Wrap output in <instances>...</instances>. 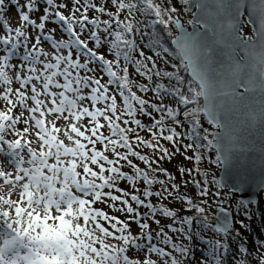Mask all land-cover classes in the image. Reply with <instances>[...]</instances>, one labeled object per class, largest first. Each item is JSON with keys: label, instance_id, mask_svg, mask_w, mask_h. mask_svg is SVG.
Masks as SVG:
<instances>
[{"label": "snow or ice", "instance_id": "1", "mask_svg": "<svg viewBox=\"0 0 264 264\" xmlns=\"http://www.w3.org/2000/svg\"><path fill=\"white\" fill-rule=\"evenodd\" d=\"M193 7L190 32L181 15ZM245 8L255 13V38L242 37ZM0 32V264H264V241L255 260L244 243L233 247V235L242 239L236 223L249 227L246 201L209 218L210 202L234 199L243 186L222 196L226 184L196 179L207 153L215 150L214 164L228 162L242 133L264 123V0H0ZM129 66L148 83L131 79ZM181 147L193 167L179 166L180 184L170 183L161 165ZM189 184L196 197L180 192ZM169 199L193 215L159 203ZM197 237L207 245L199 260Z\"/></svg>", "mask_w": 264, "mask_h": 264}, {"label": "water", "instance_id": "2", "mask_svg": "<svg viewBox=\"0 0 264 264\" xmlns=\"http://www.w3.org/2000/svg\"><path fill=\"white\" fill-rule=\"evenodd\" d=\"M194 11H196L195 7L189 13L192 14ZM250 15L255 18V13L245 8L243 16L241 17L242 23L240 25V31L242 37L255 38L258 24L253 25L252 23H248ZM246 25L252 28L253 35L244 34ZM185 27L188 31H192V25L185 24ZM171 45L175 48V45L172 43ZM241 55L242 50L237 48L236 58L239 59ZM188 76L190 77L189 73ZM242 134L243 140L239 145L240 150L234 151L228 162L221 165L218 180L227 185L223 189H231L233 186L242 185L244 191L237 192L235 198L239 201H246L247 205H252L257 204L261 194L264 193V123L257 120ZM234 199L230 197L228 206H226L225 200H221L214 211L213 218L221 219L224 209L233 208L232 203ZM228 215L231 219H234L233 213L228 212ZM229 227L231 229V223Z\"/></svg>", "mask_w": 264, "mask_h": 264}, {"label": "trees", "instance_id": "3", "mask_svg": "<svg viewBox=\"0 0 264 264\" xmlns=\"http://www.w3.org/2000/svg\"><path fill=\"white\" fill-rule=\"evenodd\" d=\"M182 6V0H177V7H181ZM184 14L181 15V17L184 19L183 21L185 22V24H188V21L190 20L189 19V14L188 12H183ZM92 15V13L90 14V16ZM105 19L107 17H104ZM249 30L251 32L252 29L249 28ZM174 32H175V29H174ZM245 32V31H244ZM165 43H166V46L170 47V48H173V46L171 45V40L170 39H166L165 40ZM174 49V48H173ZM149 52H151L150 50H148ZM108 58H111L110 55H108ZM173 63H178V61L176 60H173L172 61ZM170 70V69H169ZM129 73H130V78L131 79H134L137 83H148L146 80H144L143 77L139 76L138 74L135 73V69L132 67V66H129ZM181 75H183L185 77V80L187 81L188 79H190V77L188 76V73L186 72H181ZM166 85L168 84V81L165 80L163 81ZM174 83V82H173ZM134 91H137V94L138 95H144V98H146V95L150 94L151 97L153 98V100H155V97L153 96L152 93H148V94H143V93H140L137 89L133 88ZM172 100V105L171 106H175V101L174 99H171ZM120 101V99H119ZM158 102V101H157ZM202 100H201V104H202ZM201 121L204 125V127H212L211 125H209L206 121V118L205 117H201ZM145 124H150L151 121L149 119L143 121ZM141 135L144 136L145 138H148V134L145 133V132H141ZM165 146L166 147H169L170 144L165 142ZM139 150V149H138ZM148 150V149H147ZM214 153V158L213 160L215 159V156H216V153L215 151L213 150L212 151ZM212 164L214 166V168L220 172V167L221 165H217V164H214L213 161H212ZM218 176H219V173H218ZM218 176L217 178L215 177V179L218 180ZM215 187H219V185H215ZM143 190V189H142ZM140 190V191H142ZM153 190V188H152ZM224 190V191H223ZM107 191V189H106ZM229 191V189H221V192L223 193V195L225 193H227ZM197 193H198V189L196 190V192H194L193 195L189 194L190 196L192 197H196L197 196ZM116 194H119V193H116ZM143 198V197H142ZM156 197H152V203L153 204H157L158 201H156L155 199ZM225 200V199H224ZM227 202H226V205L229 203L230 201V197L227 196L226 198ZM237 201H239L238 199H234L233 200V203H232V206L233 208L235 207H238V204H237ZM110 202V201H109ZM160 204H163L164 206H167L169 207L170 204H168V201L167 200H164V201H160L159 202ZM99 204V202L97 203ZM96 204V205H97ZM103 204V203H101ZM212 204L215 206L218 204V202L216 200H214L212 202ZM135 207V205H133ZM210 206V205H209ZM248 206V210L252 213V216L250 219H245V223H247L249 225V227L247 229H243V228H240V225L239 223H236L235 227L237 229H239V234L238 235H241L242 236V239L241 240H238V236L237 235H233L231 237V240L233 242V247H235V243L236 242H242L246 245V247L248 248L249 252H251L253 254V260L257 259L258 257L255 255L256 253V249H257V244H256V241L258 240H261V241H264V193L261 194L260 196V200L257 204H252V205H247ZM171 209H175L176 211L182 213L183 215H193V212H184L182 207L181 208H177L176 205H170ZM216 208V207H215ZM141 212H146L147 209L146 208H141L140 209ZM109 213H113L114 215L116 216H119V218L121 220H124L125 218L124 217H121L119 215L118 212H115V211H112L110 210ZM234 214V213H233ZM210 218V217H209ZM234 218L235 220H239V219H242L243 217L241 216H238L236 214H234ZM211 220V219H210ZM168 223H171V220L168 218H163V221H162V225H166ZM193 228L195 229V224L193 225ZM168 229L165 228V231H167ZM175 238V237H174ZM191 246L193 247V250H194V253L197 254V253H201L203 254L204 256H207V251H206V247L207 245L205 244V241L202 240V239H199L198 237L196 238V240L194 242H192ZM204 247V248H203ZM195 257V255H194Z\"/></svg>", "mask_w": 264, "mask_h": 264}, {"label": "rangeland", "instance_id": "4", "mask_svg": "<svg viewBox=\"0 0 264 264\" xmlns=\"http://www.w3.org/2000/svg\"><path fill=\"white\" fill-rule=\"evenodd\" d=\"M21 2H23V0H21ZM96 2L99 3V2H101V0H96ZM41 13H42V9H41ZM90 14H91V12L89 13V15H90ZM182 14H184L183 11H182ZM188 14H189V19H191V18H192V14L189 13V12H188ZM5 18L10 20V22H11V26H12V27L17 26L18 19H17V15H16V9H15L14 6H9V7L6 8V15H5ZM181 19L184 20L182 17H181ZM183 22H184V21H183ZM184 23H185V22H184ZM186 25H189V24H186ZM189 26H190V25H189ZM48 27L51 28V27H53V25L49 24ZM57 31H58V34H59V35H58V38H67L66 35H64V34L61 32L60 29H58ZM244 33H245L246 35H247V34H252V32L249 30V28H247V29L245 30ZM0 34H3V33L0 32ZM85 35H86V34H85ZM82 38H83V37H82ZM90 46H92V45L90 44ZM45 47L47 48L48 45L46 44ZM145 51H146V53H147L148 55H151V54H152L151 52L148 51V49H145ZM15 61L18 62V61H19V57L15 58ZM97 74L99 75L100 73L98 72ZM106 80H107V76L104 77V80H103L102 82H104V81H106ZM86 91H87V90H86ZM145 99L153 100V98L151 97L150 94L146 95V98H145ZM117 102H118V105H119V104H120L119 97H117ZM165 103H167V104H169V105H172V100H171V99H166V100H165ZM139 118H141L143 121H145V120L148 119L147 117H139ZM83 122H84V123H87V120H85V121H83ZM201 122H202V121H201ZM61 123H62V122H61ZM185 127H187V125H185ZM207 128H209V129L211 130V127H207ZM102 131H104L105 134H107V130H106V129H104V130H102ZM177 131H180V129L178 128ZM183 142H184V143H188L189 141H188V140H184ZM89 147H90V146H89ZM97 147H99V145H97ZM169 148L172 149V145H171V144H170ZM137 150H138V149H137ZM139 150H142L143 152H148V151H149V150H147V149H139ZM172 150L175 151V149H172ZM183 151H184V149L181 147V148H180V152L177 153V154L175 155V157L171 160V162H169V161H164V162L162 163V165H161L163 168L168 169V171L174 176V180H171L170 183L180 184V182H181V173L178 171V167H179V166H183V167H185V168H192V167H193V163H192L191 161L185 160V159H184V156L180 154V153H182ZM187 155L191 156V155H192V152L189 151V152L187 153ZM206 157H207V158H206L205 160L199 162V164L196 165V166L200 169V174L196 177V179L200 180L201 183H203V181H204L205 179H207V180L210 182L213 178H215V177L217 178L218 173H219V171H217V170L214 168L213 164H212V161H213V158H214V153H213V152H209V153L206 154ZM0 159H4V157L2 156V154H0ZM133 159H134V162L139 163L141 167H144V165H143L142 162H139L138 160H135V158H133ZM123 170L126 171V172H131V171H132V170H131L129 167H127V166H125ZM160 178L163 179L164 177L161 176ZM183 178H184L185 180H188V179H189V177L187 176V174H185ZM119 187L124 188L125 190H128V191H132V189L130 188V186H129V184H128L127 182H121L120 185H119ZM137 187H138L139 190H142L143 187H144L143 182L141 181V182L137 185ZM159 187H160L159 185H155V186H153V191H155V190L158 189ZM213 187L216 188L215 185H214ZM196 190H197L196 188H194L191 184H189L187 188H184L183 186H181L180 192H181V193H184V194H187V195H189V194L193 195L194 192H196ZM225 190H226V189H225ZM105 191H106V189H105ZM223 191H224V190H223ZM194 195H195V194H194ZM222 196H223V193H222ZM226 198H227V196H226L224 199L226 200ZM155 199H156V201H157V198H155ZM214 200H215V199H214ZM214 200H213V201H214ZM167 201H168V204H170V205H176L177 208H181V204H180V203H178V202H176V201H173V200H171V199H169V200H167ZM213 201H212V202H213ZM226 201H227V200H226ZM212 202H210V204H209L210 206L208 207V213H209V217H210V219L213 218V216H214V211H215V209H216L215 207L218 206V204L214 206V205L212 204ZM170 205H169V207H170ZM226 206H228V204H227ZM94 207L99 208V209H102V210L107 211V212H110V209H108L107 206H106L105 204H101V203H99V204L95 205ZM109 214H110V215H114L113 213H109ZM119 215H120L121 217H124V218H125V216L121 215L120 213H119ZM157 218L161 219V224H162L163 218H162L161 216H159V215H158ZM167 219H168V218H167ZM234 220H235V218H234ZM149 222L151 223V221H149ZM156 227H157V226H156L155 224H152V228H153V229H156ZM132 231H133L134 233L139 232V229L137 228V226H136L135 224L132 225ZM167 231H168V230H167ZM203 248H204V247H203ZM202 255H203V254H201V253H197V254H195L194 259L199 260V259L201 258ZM203 256H204V255H203ZM229 264H231L230 261H229Z\"/></svg>", "mask_w": 264, "mask_h": 264}, {"label": "flooded vegetation", "instance_id": "5", "mask_svg": "<svg viewBox=\"0 0 264 264\" xmlns=\"http://www.w3.org/2000/svg\"><path fill=\"white\" fill-rule=\"evenodd\" d=\"M247 28H251L249 25H246V27H245V30L247 29ZM252 29V28H251ZM245 34V33H244ZM248 35V34H247ZM249 35H253V32H252V34H249Z\"/></svg>", "mask_w": 264, "mask_h": 264}, {"label": "bare ground", "instance_id": "6", "mask_svg": "<svg viewBox=\"0 0 264 264\" xmlns=\"http://www.w3.org/2000/svg\"><path fill=\"white\" fill-rule=\"evenodd\" d=\"M2 227H3V225H2V224H0V229H2Z\"/></svg>", "mask_w": 264, "mask_h": 264}]
</instances>
